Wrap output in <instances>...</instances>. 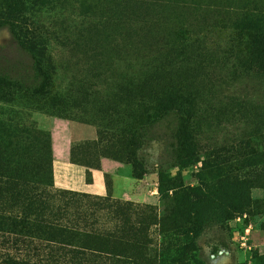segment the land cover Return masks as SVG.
<instances>
[{"label": "rangeland", "instance_id": "obj_1", "mask_svg": "<svg viewBox=\"0 0 264 264\" xmlns=\"http://www.w3.org/2000/svg\"><path fill=\"white\" fill-rule=\"evenodd\" d=\"M4 260L264 264V0H0Z\"/></svg>", "mask_w": 264, "mask_h": 264}, {"label": "trees", "instance_id": "obj_2", "mask_svg": "<svg viewBox=\"0 0 264 264\" xmlns=\"http://www.w3.org/2000/svg\"><path fill=\"white\" fill-rule=\"evenodd\" d=\"M8 9L9 8L7 6L6 10L8 11ZM4 15L6 18L8 16V13H4ZM162 94H164L163 95L164 98L162 99V101L165 100L170 105H172L174 103V98L181 97V96H178L174 93H167V91H164V93H162ZM131 165H132L133 171H134V169H135L134 163L131 162ZM135 175L138 178L140 176L136 173H135ZM62 193L69 194V195L71 194L70 191H64ZM109 204H111V205H109V207L113 206L115 208H119V207L122 208L125 206V203L119 204L117 202H110ZM37 223H38V225H40L41 219L36 222V225H37ZM35 227L36 226H34L32 228H28V229L29 230L31 229L32 233L33 232H40V231H38V229H35ZM43 229H44L43 234L47 236V238H48L47 241H48V243H50V245L52 246V249H53L50 251H56L58 249L56 246H54L55 244H58V245L64 244V245H68V246H74V245H72L73 244L72 240H74L77 237L76 236L77 233L71 231L70 228L66 227L65 225L64 226L63 225H58V226L57 225H54V226L51 225V226H49V225L45 224L43 226ZM83 248H85V247H83ZM49 259H50V261H53V257H49ZM0 264H26V263L24 261L22 262V261H18V260L17 261L4 260V261L0 262ZM45 264H47V263H45Z\"/></svg>", "mask_w": 264, "mask_h": 264}, {"label": "crops", "instance_id": "obj_3", "mask_svg": "<svg viewBox=\"0 0 264 264\" xmlns=\"http://www.w3.org/2000/svg\"><path fill=\"white\" fill-rule=\"evenodd\" d=\"M98 175H94V181H96L93 185H86L84 186L81 191L86 192V193H96V194H101V189L100 186L97 185L96 183L99 182L98 180Z\"/></svg>", "mask_w": 264, "mask_h": 264}]
</instances>
